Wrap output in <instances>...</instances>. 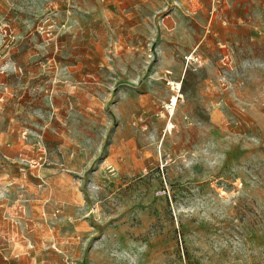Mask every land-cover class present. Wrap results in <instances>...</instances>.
I'll return each instance as SVG.
<instances>
[{"label": "rangeland", "instance_id": "obj_1", "mask_svg": "<svg viewBox=\"0 0 264 264\" xmlns=\"http://www.w3.org/2000/svg\"><path fill=\"white\" fill-rule=\"evenodd\" d=\"M0 264H264V0H0Z\"/></svg>", "mask_w": 264, "mask_h": 264}, {"label": "bare ground", "instance_id": "obj_2", "mask_svg": "<svg viewBox=\"0 0 264 264\" xmlns=\"http://www.w3.org/2000/svg\"><path fill=\"white\" fill-rule=\"evenodd\" d=\"M177 87H179V84H177ZM177 103H178V100L176 99V97H172L171 101L168 103V109H169L170 114L174 112L175 107L177 106Z\"/></svg>", "mask_w": 264, "mask_h": 264}, {"label": "built area", "instance_id": "obj_3", "mask_svg": "<svg viewBox=\"0 0 264 264\" xmlns=\"http://www.w3.org/2000/svg\"><path fill=\"white\" fill-rule=\"evenodd\" d=\"M186 60L191 63V62H197L198 58L197 56H194L193 54L192 55H189Z\"/></svg>", "mask_w": 264, "mask_h": 264}]
</instances>
